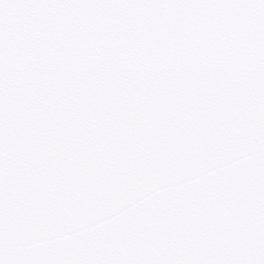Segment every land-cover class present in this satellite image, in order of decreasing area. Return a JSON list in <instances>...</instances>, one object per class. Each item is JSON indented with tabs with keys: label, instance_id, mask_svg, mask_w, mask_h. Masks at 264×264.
Returning <instances> with one entry per match:
<instances>
[{
	"label": "snow or ice",
	"instance_id": "obj_1",
	"mask_svg": "<svg viewBox=\"0 0 264 264\" xmlns=\"http://www.w3.org/2000/svg\"><path fill=\"white\" fill-rule=\"evenodd\" d=\"M0 264H264V0H0Z\"/></svg>",
	"mask_w": 264,
	"mask_h": 264
}]
</instances>
